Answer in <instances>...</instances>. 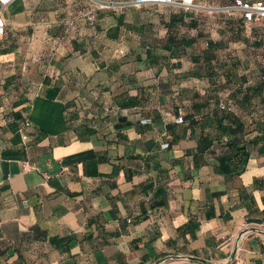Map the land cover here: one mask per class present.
Returning <instances> with one entry per match:
<instances>
[{
	"label": "crops",
	"instance_id": "1",
	"mask_svg": "<svg viewBox=\"0 0 264 264\" xmlns=\"http://www.w3.org/2000/svg\"><path fill=\"white\" fill-rule=\"evenodd\" d=\"M125 1L2 13L0 264H264V18Z\"/></svg>",
	"mask_w": 264,
	"mask_h": 264
},
{
	"label": "built area",
	"instance_id": "2",
	"mask_svg": "<svg viewBox=\"0 0 264 264\" xmlns=\"http://www.w3.org/2000/svg\"><path fill=\"white\" fill-rule=\"evenodd\" d=\"M14 0H0V36H3L6 30V22L2 17L3 11L7 6ZM144 4H160L168 5L179 8L186 9H196V4L194 0H127L122 3V7H139ZM100 8H112L114 4L112 2H101L99 3ZM222 12L227 14H238L241 16L243 21L247 24L255 23L264 18V2L255 1L248 2L245 0H234L232 4L225 6L222 9ZM87 20L90 25L94 24V15L89 13L87 15ZM74 27V26H73ZM221 109L230 111L231 108L227 106H220ZM176 123H183V116L179 114L176 119ZM30 127V121L26 114H23L22 120L20 123V134L23 141H27L28 135L25 132L27 128ZM264 133V129H263Z\"/></svg>",
	"mask_w": 264,
	"mask_h": 264
},
{
	"label": "trees",
	"instance_id": "3",
	"mask_svg": "<svg viewBox=\"0 0 264 264\" xmlns=\"http://www.w3.org/2000/svg\"><path fill=\"white\" fill-rule=\"evenodd\" d=\"M233 1L230 4H232ZM245 1L251 2L249 0H245ZM223 14L227 16L235 15V14H227V13H223ZM236 93L239 95H242L243 98L245 97L247 100H250L252 97L260 95L262 93V89L260 87H250V88L248 87V88H245L244 90L237 89ZM224 111H227V110H224ZM214 122H215L214 125L216 127L217 132L220 131L222 133H226L228 136L231 137V139L228 140L229 142L227 143V146L231 150L235 148L236 150L235 156L239 158V165H235L234 169L236 172L241 171L244 168V163L249 153L246 151L245 146L243 145L236 146L234 145V143L238 144V139L242 137L244 134L251 132L252 130L248 132L247 130L244 129V126L242 123H240L239 121H235V119L233 118H231L230 120V123L233 126L232 128L228 126H224L221 121V118L218 119V117H214Z\"/></svg>",
	"mask_w": 264,
	"mask_h": 264
},
{
	"label": "rangeland",
	"instance_id": "4",
	"mask_svg": "<svg viewBox=\"0 0 264 264\" xmlns=\"http://www.w3.org/2000/svg\"><path fill=\"white\" fill-rule=\"evenodd\" d=\"M216 1V0H214ZM196 9H204L206 12H208L209 14H212V13H219L222 11V9L226 6V5H208V6H205V7H201L199 5L196 4ZM224 13V12H223Z\"/></svg>",
	"mask_w": 264,
	"mask_h": 264
}]
</instances>
